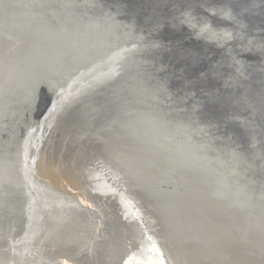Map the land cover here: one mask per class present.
Wrapping results in <instances>:
<instances>
[{
  "label": "bare ground",
  "instance_id": "bare-ground-1",
  "mask_svg": "<svg viewBox=\"0 0 264 264\" xmlns=\"http://www.w3.org/2000/svg\"><path fill=\"white\" fill-rule=\"evenodd\" d=\"M201 2L204 3L194 0V5L189 6L168 5L165 15L141 22L131 18L129 27L138 26V34L130 28L112 34L107 32L108 37L96 34L95 38L106 41L102 44L107 48H102L105 45L101 46V42L83 45L76 33L75 38L70 35L59 47L47 44L51 29H41L39 23H29V26L25 20L20 24L12 21L16 30L10 22L8 25L12 27L1 28L0 25V41L4 39L7 43L0 47V264H80L85 260L87 264H95L98 252L104 253L105 264H223L224 261L235 264L234 252L231 255L228 252L230 248L235 250L232 240L235 238V211L224 212L223 207L229 200L223 201L225 197L219 195L220 190L215 185H207L206 176L220 173L215 169L219 152L221 161L233 166L235 151L228 147L230 145L219 149L206 137V130L205 136L197 129L189 131L186 122H176L172 116L167 117L166 122L177 132L173 135L172 131L164 130L167 123L163 124L162 118L150 134L138 122L139 128L126 130L129 135L122 136L123 144L122 141L117 145L98 144L100 147L91 151L89 160L99 168L91 173L87 171L96 184L89 189L84 183L83 165L80 163L79 167L71 160L73 157L66 159L68 156L58 148L52 128L56 114L105 82V79H94L105 66L112 75L117 72L123 75V63L135 60L131 76L143 81L153 71L152 60L156 59V54L171 48L153 39L165 38L170 30L173 33L178 27L184 28L187 35L174 36L198 40L211 48L214 45V49L221 48L220 51L226 45L235 48L239 42L234 27L235 0L227 1L221 8ZM230 3L232 9L227 5ZM200 4L210 17L229 23L220 27L211 25L202 18V11L194 9ZM1 6L0 3V20L8 19L7 9ZM237 22L241 23L240 18ZM99 30L95 28L89 33ZM72 48L76 50L70 52ZM233 82H222L223 86L217 84L206 92H218ZM169 91V88L164 93L162 90L156 101L172 105L175 100ZM44 94L48 98L42 97L40 102H47V106L40 113L45 104L37 107L36 104ZM22 104L26 109H19ZM230 116L238 118L235 110ZM161 132H167L164 140H160ZM69 133L66 136L74 140L84 134L81 131ZM195 137L198 145L202 143L201 147L193 142ZM191 150L195 151L188 152ZM75 151L73 155L78 154ZM195 153L201 155V162H196ZM222 169L220 167L221 172ZM229 175L225 178L229 177L226 182L231 183V187L235 185V176ZM200 181L204 182L200 186L201 196L197 194L200 190L196 183ZM135 189L147 195L157 194L156 204L161 209L175 210L176 201L184 200L189 214L182 215L188 224L184 227L175 218L160 222L155 207L149 205L148 208ZM4 210L10 217L3 216ZM22 215L29 218L27 224L30 225L23 240L14 238L17 217ZM220 215L232 218L227 227L211 220ZM114 217L121 223L115 240L109 224ZM251 219L255 224L263 223L260 215H252ZM256 247V243H252L251 249Z\"/></svg>",
  "mask_w": 264,
  "mask_h": 264
},
{
  "label": "water",
  "instance_id": "water-1",
  "mask_svg": "<svg viewBox=\"0 0 264 264\" xmlns=\"http://www.w3.org/2000/svg\"><path fill=\"white\" fill-rule=\"evenodd\" d=\"M202 1L204 3L201 4L209 3L221 8V5H226L229 0ZM0 3L1 8L7 9L9 15L8 19L3 17L4 19L0 20L1 28L10 22L16 30L14 24H20L21 20H25L28 25L39 23L41 29H51L48 32L51 35L47 37V44L59 47L64 45L74 33L78 35L77 40L80 39L86 46L92 42H101V46L105 45L102 43L106 41L95 38L96 34L100 37L104 35L108 37L107 32L111 34L118 30L123 32L126 28L138 34L140 32L138 26L129 27L131 18H137L140 22L151 17L158 18L165 15L168 5L189 6L194 5V0H0ZM201 4L194 6V9L202 11V18L211 22V25L220 27L223 23H229L220 22L217 17L212 18L207 15ZM227 5L232 9V3ZM234 6L235 35L239 41L235 48L226 45L220 51L221 48L214 49L216 48L214 45L211 48L198 40L179 39L174 35H187L184 28H176L177 33L175 31L171 33L172 30L168 28L171 31H168V36L153 40L171 46L170 51L167 48L156 54V59L152 60L153 71L146 77L143 76V81L141 77L140 81L131 76L130 69L135 60L128 59L125 64L123 63L125 76L121 75L122 72L112 75L110 68L105 66L94 78L101 81L105 79V82L92 88L87 97L79 98L64 111L56 114L52 128L55 130L54 138L58 139V148L68 156L66 159L73 157L71 160L76 161L79 167L85 157L90 159L92 150L95 151L96 147H100L98 144L117 145L121 141L123 144V137L129 135L126 130H132L139 124L138 122H141L142 127L147 128V133L150 134L151 131L156 130L161 118L164 124L167 123V117L171 116L176 122H186L189 131L197 129L204 135L206 130V137L219 149L230 145L228 147L234 149L237 163H233V166H230V163L225 164L221 161L222 154L219 152L220 158L215 162L218 166L214 165V167L220 173L207 174V185H215L220 190L219 195H224L223 201L229 200V203L223 207L224 212L228 214L235 211V240L232 239L235 242V244L232 242L235 250L228 249L230 255L234 252L235 264H264V0H235ZM238 18L241 20L240 24L237 22ZM10 24L8 26L12 27ZM95 28L100 30L89 33V30ZM25 30L28 34V28ZM78 30L83 32L80 33ZM170 36H173V39ZM4 44L3 39L0 41V47L7 43ZM248 45H250L249 50L245 51ZM102 48L107 47L105 45ZM74 50L76 49L72 48L70 52ZM106 75L110 76L106 77ZM134 81L139 84H134ZM226 81L234 82L233 85H224L218 92L217 90L206 92V89H211L217 84L223 86L222 82L226 83ZM166 88L171 90L169 92L175 100L172 105H167L165 101H156L157 94L159 95L162 90L164 93ZM152 93L156 94L153 96ZM42 97L48 98L46 94L41 96L36 107L45 104L40 102ZM144 101L145 103H141ZM159 103L161 104L158 105ZM46 106L47 102L42 111L39 110L40 113L45 111ZM26 107L22 104L19 109ZM234 110L237 119L230 116ZM145 115L148 118H143ZM145 121L148 122L147 125ZM141 129L140 126L142 136ZM164 130L172 131V135L177 134L168 123ZM77 131L84 133L78 139L74 140L66 136L69 132L71 135L72 132ZM166 133L159 134L160 140H164ZM193 142H197L198 145L197 137ZM73 150L78 154L73 155ZM191 154L189 153V156ZM195 154L196 162H201V155ZM190 160L193 164L191 158ZM220 167L223 168L222 172ZM229 173L235 176V185L232 184L231 187V183L226 182L229 181V177L225 178L230 176ZM196 183H199L197 189L200 190L204 182ZM135 191L148 208L149 205L155 207L160 222L175 218L180 224L183 223L184 227L185 223L188 224L187 218L184 220L185 216L182 215L189 214V211L185 210L187 208L184 200L176 201L175 210H166L156 204L159 200L157 194L147 195L140 189ZM202 191L197 194L201 196ZM114 207L116 209V206ZM6 211L4 210L3 216L8 218L10 214ZM209 211L214 214L211 209H208ZM203 213L207 214L206 211ZM252 215H260L263 223L252 222ZM28 219L25 215L21 218L17 217L14 238L23 240L26 237V230L30 226L27 224ZM113 219L109 224L112 226L111 237L115 240L121 223L117 218ZM211 220L227 227L232 218L230 220L220 215ZM252 243H256L257 247L251 249ZM197 245L201 247L200 243ZM85 261L80 264H87ZM104 261V253H96L95 264H105ZM228 262L224 261L223 264H229Z\"/></svg>",
  "mask_w": 264,
  "mask_h": 264
},
{
  "label": "rangeland",
  "instance_id": "rangeland-1",
  "mask_svg": "<svg viewBox=\"0 0 264 264\" xmlns=\"http://www.w3.org/2000/svg\"><path fill=\"white\" fill-rule=\"evenodd\" d=\"M82 165H83V172L82 173H83L84 183L87 185V187H89V189H91V187H93L96 184L93 181L94 178L92 179V177L89 176V173H91L93 170H97L99 167H98L97 163L93 162L92 160H89V158H86V157L83 159ZM85 168L88 170H86ZM85 202L87 203V201H85Z\"/></svg>",
  "mask_w": 264,
  "mask_h": 264
}]
</instances>
